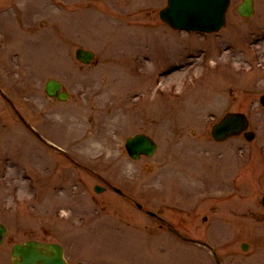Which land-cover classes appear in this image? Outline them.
Returning a JSON list of instances; mask_svg holds the SVG:
<instances>
[{"label": "rangeland", "instance_id": "1", "mask_svg": "<svg viewBox=\"0 0 264 264\" xmlns=\"http://www.w3.org/2000/svg\"><path fill=\"white\" fill-rule=\"evenodd\" d=\"M239 1L232 0L230 16L235 14ZM165 5L166 0H0V81L26 120L34 126L39 118L50 122L51 139L64 137L62 144L68 146L71 154L81 156L98 172L105 167L103 171L109 181L124 192H133L124 185L129 179L143 185L163 182V197L178 205L182 201L178 194L181 191L186 205L193 200L195 183H209L218 192L235 182L242 184L254 172V181L264 191V151L253 148L246 152V157L236 152L237 146L264 144L257 141L264 137V108L259 104L248 107L250 98L258 99L264 92V74L242 76L235 72L234 68H250V52L245 49L241 54L239 47L230 51L228 44L233 40L222 39L224 30L210 44L211 51L204 54L199 48L205 37L177 35L161 25L159 12ZM109 6L115 7L116 12L106 10ZM257 6L259 15L255 18L261 24L264 0H257ZM108 12L118 16L108 17ZM232 20L237 19L232 16ZM251 27L240 24L237 28L250 35ZM225 34L226 38L230 36ZM261 43L259 54L263 55L264 42ZM80 47L95 51L94 63L83 65L77 60L75 51ZM215 48L218 53L221 50L216 59L225 56L233 68L221 70L222 65H213ZM258 50L255 46L254 51ZM190 53L194 57L184 60ZM182 62V69L171 74L170 79L159 80L156 72L171 63ZM201 65L207 68L205 72L189 77V70L194 67L196 73L202 69ZM50 78L66 85L71 94L68 100L46 96L44 87ZM172 81H184L180 85L183 91L173 88ZM157 86L161 91L155 89ZM132 91L139 93L134 103H140L141 108H134ZM141 110L148 116L146 120L141 117ZM227 111L250 113L252 126L257 128L252 142H247L243 135L226 143L212 142L211 125ZM38 129L48 138L40 126ZM137 132L149 133L158 141L159 149L153 158L134 161L126 153L127 136ZM167 145L170 150L165 152L163 147ZM42 146L0 97V163L5 160L10 167L14 164L41 170L50 167L44 166V161H54L62 171L56 183L70 184L67 191L60 190L59 185L55 187L49 181L31 180L27 170L23 180L10 169L8 177L15 182L0 184V221L8 227L7 236L12 241L6 240L0 248V264H10L12 242L28 239L63 242L64 236L71 234L74 243L63 242L71 264L79 260L92 264H213L204 248L159 231L158 225L138 210L134 199L151 205L146 194L122 197L110 189L97 194L94 186L100 182L95 177ZM205 148L208 150L205 154L197 153ZM177 149L192 155L180 161L175 156ZM119 169V177L115 179ZM178 169L183 173H175ZM194 178L202 179L195 182L198 179ZM248 189L252 191L251 187ZM35 192L40 194L39 198L34 196ZM76 193L86 197L85 200L71 199ZM260 194L254 192L243 201H232L236 200L232 197V206L226 203L227 212L234 216L232 225L239 229L246 227L247 231L228 226L224 206L217 204L220 211L209 238L218 243L219 252L228 264H264V206ZM95 202L107 203L113 209H108L109 218L101 219L102 214L92 213ZM209 206V201L198 203L199 214L190 222L173 210L165 211L164 215L186 225L191 229L190 235L207 234L208 238L207 223L202 216ZM115 211L138 226H153V235H147L144 229L127 228L117 220ZM63 214L73 219L70 225L78 224L84 216L89 222L72 233L71 227H61ZM232 230L236 232L229 233L227 240L219 236ZM244 242L250 244L247 251L241 249Z\"/></svg>", "mask_w": 264, "mask_h": 264}, {"label": "water", "instance_id": "2", "mask_svg": "<svg viewBox=\"0 0 264 264\" xmlns=\"http://www.w3.org/2000/svg\"><path fill=\"white\" fill-rule=\"evenodd\" d=\"M228 4L229 0H169L167 8L161 11V17L174 28L213 31L222 26ZM249 9V6H243L242 12L245 13ZM76 56L85 64H90L94 59L93 52L83 49L77 50ZM61 87L60 83L49 81L45 91L50 97L65 101L68 95L60 91ZM246 126L242 115L228 114L218 125L214 126L213 135L218 140H225L232 135L239 134ZM248 138L251 140L253 134ZM127 147L135 158L142 153L150 156L156 149L154 142L144 136L130 139ZM5 232V227L0 224V244ZM13 258V264H66L63 249L60 246L35 241L15 246Z\"/></svg>", "mask_w": 264, "mask_h": 264}, {"label": "flooded vegetation", "instance_id": "3", "mask_svg": "<svg viewBox=\"0 0 264 264\" xmlns=\"http://www.w3.org/2000/svg\"><path fill=\"white\" fill-rule=\"evenodd\" d=\"M244 74H245V73H244ZM242 76H244V75H242ZM242 76H241V79H242ZM141 117L144 118L145 120L148 118V116H147L146 114H142ZM236 196H237V195H236ZM209 201H210V206H209V208H211V204H212L213 201H215V198L210 197V198H209Z\"/></svg>", "mask_w": 264, "mask_h": 264}]
</instances>
